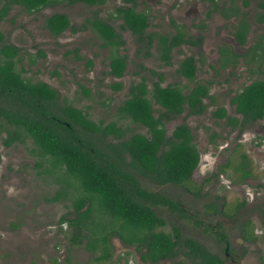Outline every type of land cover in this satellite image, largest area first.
Masks as SVG:
<instances>
[{
    "label": "rangeland",
    "instance_id": "rangeland-1",
    "mask_svg": "<svg viewBox=\"0 0 264 264\" xmlns=\"http://www.w3.org/2000/svg\"><path fill=\"white\" fill-rule=\"evenodd\" d=\"M236 1L240 4V0ZM248 1L243 11L248 15L251 33L246 43L239 45L232 36L235 21L223 20L217 13L205 18L204 13L210 7L207 3L136 0V10L148 16L147 32L171 34V21L182 25L184 32L192 38L203 32L202 42L198 45L181 44L173 48L169 64L157 57L153 47L145 51L144 47L138 46L132 34L122 27L114 11L119 0H104L102 4L94 5L58 2L32 12L11 5L0 19L3 42L13 44L19 50L18 60L14 59L15 68H23V77L47 83L58 93L59 104L65 101L81 109L96 124L115 121L124 130L122 139L132 133L146 134L145 127L128 118H119L115 111L126 97L129 85L139 81L140 76L145 77L150 86L151 81L157 80V74H161L162 86L175 85L183 92L194 82H211L209 93L215 103L204 113L188 115L183 111L165 119L166 134L177 124H186L199 151L198 166L183 184L154 183L128 165L130 158L126 152L120 149L117 154L108 152V145L116 144L120 139L107 136L101 144L106 149L103 151L111 154L118 166L136 179L140 188L177 201L181 212L151 205L165 221L160 229L170 231L175 226L180 238L194 239L219 255L225 264H264V118L237 134L234 129H228L224 119L210 115L221 105L227 114L237 117L227 102L229 96L249 81L264 77L256 72L255 65L249 66L251 72L245 69L246 63L240 58L235 67L217 68L219 46L225 45L240 54L258 33L264 31V22L257 24L251 19L256 11L255 0ZM52 13L65 14L75 30L67 28L57 35L51 34L44 27V19ZM93 17L108 22L121 35L123 44L118 50L126 57V67L120 77L107 73L109 49L101 45L86 22ZM201 25H204L203 29ZM186 55L196 59L193 81L175 73L179 61ZM199 55L200 62L197 60ZM87 60L90 65L86 64ZM262 67L264 69V64ZM114 83H119L120 87L114 88ZM152 107L159 109L156 104ZM4 137L5 133L1 132L0 264H145L140 262L133 244H125L112 232L115 226L107 223L108 215L98 211L91 212L94 215L90 219L104 226L102 233L110 231L106 241L110 257L102 262L93 260L98 250L90 253L83 247V234L87 231L84 227L78 231L67 222L74 217L72 202L85 199L78 180L65 173L62 166H52L49 157L39 156L29 139L4 145ZM241 154L247 159L249 169V175L242 180L240 172L233 170ZM221 168L224 172L219 171ZM91 222L87 224L91 226ZM218 229L224 233L227 246L216 240ZM242 235L254 239L245 240ZM76 238L79 241H75ZM155 264L191 262L183 254H177Z\"/></svg>",
    "mask_w": 264,
    "mask_h": 264
},
{
    "label": "trees",
    "instance_id": "trees-1",
    "mask_svg": "<svg viewBox=\"0 0 264 264\" xmlns=\"http://www.w3.org/2000/svg\"><path fill=\"white\" fill-rule=\"evenodd\" d=\"M205 1L215 5V0ZM58 2L94 5L102 4L104 0H0V19L11 5L32 12ZM119 2L114 11L122 27L134 35L137 45L144 47L145 51L153 47L163 63L169 64L172 48L189 41L183 26L174 25L173 22L174 32L171 34L147 32L148 16L136 10V0ZM243 4H246L245 0ZM257 5L261 9L258 12L259 20H264V0H258ZM86 22L100 39L101 45L109 49L107 73L120 77L126 67V57L118 50L123 44L121 35L100 18L93 17ZM44 27L53 35L67 28L75 30L63 13L48 15L44 19ZM235 34L241 40L240 31ZM18 58V48L3 42L0 32V133H5L2 143L9 145L29 139L39 156L49 157L52 166H62L65 173L78 180L85 199L78 198L72 202L74 217L68 222L80 230L92 221L91 212L99 210L101 215L106 213L109 217L107 223L115 226L112 232L125 244H133L139 260L146 264H155L177 254L186 256L191 264H224L217 254L194 239L180 238L175 226L170 231L160 229L165 221L151 205H162L181 212L177 201L140 188L136 179L122 170L111 154L103 151L106 149L101 144L107 136L120 139L116 144L108 145V152L117 154L119 149L126 152L130 158L128 165L154 183L183 184L190 179L198 165L199 151L186 124H177L166 134L164 123L167 117L176 116L184 110L187 114L201 112L204 107L200 98L207 96V84L196 82L184 93L175 85L162 86L161 74H157V80L151 81L150 86L145 77L140 76L139 81L129 85L126 97L115 111L119 118H128L145 127L146 134L132 133L122 139L124 130L115 121L96 124L81 109L65 101L59 104L58 93L47 83L23 77V68H15ZM86 64L90 65V60ZM149 71L154 74L152 70ZM194 72L192 56L184 57L175 68L177 75L189 81L194 79ZM112 86L120 87L119 83ZM231 102L245 118L263 116L264 80H254L245 85L231 98ZM153 104L158 105L159 109H154ZM214 114L221 117L224 111L222 109ZM229 120L232 124L236 122V119ZM84 203L86 205L81 209ZM108 233L110 231L90 237L91 247L101 243L97 260L109 257L106 247ZM216 233L220 240L223 239L221 230L218 229Z\"/></svg>",
    "mask_w": 264,
    "mask_h": 264
},
{
    "label": "flooded vegetation",
    "instance_id": "flooded-vegetation-1",
    "mask_svg": "<svg viewBox=\"0 0 264 264\" xmlns=\"http://www.w3.org/2000/svg\"><path fill=\"white\" fill-rule=\"evenodd\" d=\"M197 1L207 3L210 6L204 13L205 18H209L212 13H217L223 20H229V19L230 20H234L235 21L234 22L235 25H234V31L232 32V36H233L234 41L237 44H239V45H244L246 43L247 36H248V34L251 33V31H250L249 19H247L248 15H247L246 12L243 11V8L248 6V4H249L248 0H245L246 1L245 5L243 4L244 0H240V4H237L236 0H215V5L210 3V2H208V1H205V0H197ZM257 3H258V0H255L256 11H253L251 19H252L253 22H255L257 24H261V23L264 22V20H259L258 12H260L261 9L258 7ZM171 25L173 26L172 21H171ZM174 25H177V24L174 23ZM203 27H204V25H201V29H203ZM183 30H184V27H183ZM237 31H240V33L242 35L241 36V40H239L237 38L236 34H235ZM173 32H174V27H173ZM184 33L186 35L185 37L189 38V41L188 42H182L179 45H181V44L198 45L199 43L202 42V40H201L202 37L201 36H202L203 32H199V34H197L194 38H192L186 32H184ZM132 36L134 37L133 34H132ZM134 40H135V38H134ZM217 51L219 53V57L217 59V63H218L217 68L222 69V68H225L227 66L235 67L236 64H237V60L240 58L241 61L246 63L245 69H248L249 72H251V69H249V66L250 65H255V67L257 68L256 72L259 73V74L262 73L264 75V69H261V68H263L262 65L264 64L263 63L264 62V31L258 33L256 35L255 39H253V41H251V43L246 47L244 52H242L240 54L237 53L234 49H230V48H228L225 45L219 46L217 48ZM186 56H192V55H186ZM192 58H193L194 68H195V72H194V78H195L196 59L193 56H192ZM198 58L199 59H197V60L200 62L201 61L200 55L198 56ZM254 80H264V77H262L261 79H259V78L258 79H253V80L249 81V83H247L245 85L250 84ZM194 83H196V82H194ZM199 83H204V84H207V86H208L207 96H203V97L200 98L201 99L200 102L203 105L204 109L201 112H199V113L188 114V115L202 114V113H204L206 111V109H207V107L209 105H212V104L215 103L214 98L209 93V86H210L211 82L209 80H207V81H203V82H199ZM245 85H243L242 87H244ZM241 88H239L237 91L233 92V94H231V96H229L228 101H227L228 104L232 107L233 114H235V116H237V117L230 116L229 114H227L226 109L224 107H222L221 105H218L217 107H215V109L213 111L210 112V115L213 116L214 118H216V119H224V123L228 126V129L229 130H233L234 129V131L237 134L240 133L241 130H243V129L247 128L248 126L252 125L253 123L262 121V119L264 118V115L261 116V117H258V118L256 117L255 119H250L249 117L245 118L244 115L241 112H238L236 110V105L231 102V98L236 93H238L241 90ZM186 92H184V93H186ZM204 100H206V101L204 102ZM222 109L224 111V115L223 116L218 117V116H216V114H214V113H219V111L222 110ZM184 111L187 114L186 110H184ZM230 118L236 119V122L234 124H232L231 121L229 120ZM239 158H240V161H239V163L233 165L234 166L233 170H238L240 172L241 180H242V179H244L245 177H247L249 175V169H248V165H247V159L245 158V156L243 154H241L239 156ZM223 165L224 166H229L228 163H224ZM238 166H240V167H238ZM219 171L220 172H224V168H221ZM95 211L99 212V210H95ZM92 215H94V214H92ZM67 222H68V220H67ZM68 224L73 226L69 222H68ZM90 224H91V226H89V224L86 223L85 226L81 227V229L84 227V229L87 231V234L86 233L83 234L84 235L83 237L85 238V241L83 242V247L87 251H89L90 253L94 252L95 250H98V254L93 257V260L98 261V262L99 261L100 262L106 261V260L109 259L110 253H109V257L107 259H101V260H97L96 259V257L100 253V248H99L101 246L100 242L97 243L96 247H91L90 246V242H91L90 241L91 240L90 237L91 236H97V232H100L102 234V232H101V231H103L102 226H100V223H98V222L96 223L94 221L91 222ZM86 227H89L88 228L89 230ZM98 227H99L100 230L98 229ZM80 230H78V231H80ZM223 236H224L223 239L220 240L218 238V236H217V233H216V240H218L219 242H223L225 244V246H227V241L225 239L224 233H223ZM242 238L245 239V240H253L254 239L253 236H243V235H242ZM74 240L77 241V239H74ZM106 247L108 249L107 244H106Z\"/></svg>",
    "mask_w": 264,
    "mask_h": 264
},
{
    "label": "clouds",
    "instance_id": "clouds-1",
    "mask_svg": "<svg viewBox=\"0 0 264 264\" xmlns=\"http://www.w3.org/2000/svg\"><path fill=\"white\" fill-rule=\"evenodd\" d=\"M9 194H10V195L12 194V190H11V189H9Z\"/></svg>",
    "mask_w": 264,
    "mask_h": 264
}]
</instances>
